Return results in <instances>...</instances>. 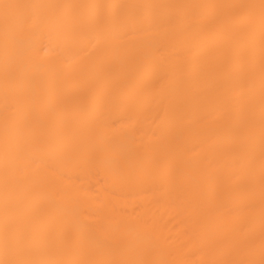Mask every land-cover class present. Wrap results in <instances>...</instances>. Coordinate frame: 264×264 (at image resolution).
<instances>
[{
  "label": "bare ground",
  "instance_id": "bare-ground-1",
  "mask_svg": "<svg viewBox=\"0 0 264 264\" xmlns=\"http://www.w3.org/2000/svg\"><path fill=\"white\" fill-rule=\"evenodd\" d=\"M0 264H264V0H0Z\"/></svg>",
  "mask_w": 264,
  "mask_h": 264
}]
</instances>
